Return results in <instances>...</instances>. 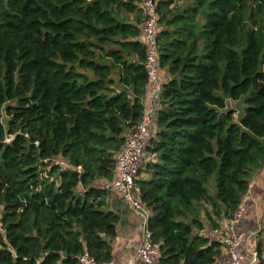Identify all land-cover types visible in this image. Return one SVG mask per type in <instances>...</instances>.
Instances as JSON below:
<instances>
[{
  "label": "trees",
  "instance_id": "1",
  "mask_svg": "<svg viewBox=\"0 0 264 264\" xmlns=\"http://www.w3.org/2000/svg\"><path fill=\"white\" fill-rule=\"evenodd\" d=\"M140 1L0 0V264L111 261L102 184L150 90ZM185 1L157 5L168 79L137 184L160 264H215L202 232L224 230L264 165V0Z\"/></svg>",
  "mask_w": 264,
  "mask_h": 264
},
{
  "label": "built area",
  "instance_id": "2",
  "mask_svg": "<svg viewBox=\"0 0 264 264\" xmlns=\"http://www.w3.org/2000/svg\"><path fill=\"white\" fill-rule=\"evenodd\" d=\"M159 0H141L140 8L143 10L140 22V33L146 46V56L144 62L145 72L150 84V98L144 107L142 120L129 133L121 152L114 160V177L112 180L104 182L102 189L115 192L134 212L142 218V229L140 235V245L137 256L143 264H160V252L158 245L152 241V232L149 229L150 213L140 200V188L137 184L139 176L143 171L147 161V149L150 144L149 127L152 124V115L156 108L155 95L160 92V67L158 61V12ZM65 165L64 163H60ZM252 189L249 183L245 199ZM136 195V196H135ZM244 210L240 206L233 215L227 228L221 234L222 244L220 253L216 256L215 264H242V258L237 253V248L243 239L242 233L238 232L237 224L243 216ZM250 260L248 264H264V252L258 254L256 251L249 252ZM79 264H110L109 262H98L87 252L78 257Z\"/></svg>",
  "mask_w": 264,
  "mask_h": 264
},
{
  "label": "crops",
  "instance_id": "3",
  "mask_svg": "<svg viewBox=\"0 0 264 264\" xmlns=\"http://www.w3.org/2000/svg\"><path fill=\"white\" fill-rule=\"evenodd\" d=\"M184 5H186L185 0H174L173 4L169 6V9L183 7ZM129 19L132 23H135L141 19V14L135 12L129 16ZM167 79L165 71H161L159 75L160 87L167 82ZM159 93L158 91L154 96L156 107H158L159 103ZM149 98L150 92L148 91L145 105L148 104ZM153 115L152 124L154 121ZM146 178L147 175L144 173H141L139 176V179ZM250 183L252 184V189L248 195V199L246 200L244 197L240 205L243 207L244 213L236 227L238 232L243 235L241 244L237 248V253L242 258V264L249 263V252L256 251L258 254L264 252V165L255 173ZM105 202L107 210L119 216L115 236L110 240L112 259L109 263L143 264L137 256V250L140 245L142 218L123 202L120 196L115 192H109ZM228 225L224 226V230ZM224 230L210 233L204 230L202 233L210 238L214 239L216 237L220 240Z\"/></svg>",
  "mask_w": 264,
  "mask_h": 264
},
{
  "label": "rangeland",
  "instance_id": "4",
  "mask_svg": "<svg viewBox=\"0 0 264 264\" xmlns=\"http://www.w3.org/2000/svg\"><path fill=\"white\" fill-rule=\"evenodd\" d=\"M247 106L244 104L243 100L234 102L227 101V109L233 111L234 121H238L240 116L243 114ZM209 193L215 195V177L213 176L208 184Z\"/></svg>",
  "mask_w": 264,
  "mask_h": 264
}]
</instances>
